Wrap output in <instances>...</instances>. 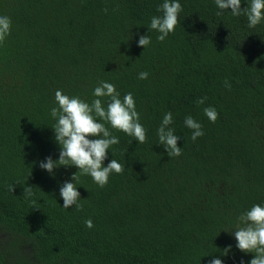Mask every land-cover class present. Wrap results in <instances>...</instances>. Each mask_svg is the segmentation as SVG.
Wrapping results in <instances>:
<instances>
[{"label":"trees","instance_id":"1","mask_svg":"<svg viewBox=\"0 0 264 264\" xmlns=\"http://www.w3.org/2000/svg\"><path fill=\"white\" fill-rule=\"evenodd\" d=\"M179 2V23L161 42L149 26L163 0H0L12 22L0 44V264H249L255 253L222 229L264 206V21L249 28L246 14L215 0ZM141 35L151 37L146 48ZM101 81L121 99L133 94L147 130L140 144L106 123L119 143L104 166L125 169L104 187L76 166H39L59 158L55 92L91 103ZM205 107L218 112L214 123ZM167 112L179 157L158 142ZM189 115L203 127L195 141ZM75 172L82 210L62 207L59 191ZM27 185L35 195L26 199Z\"/></svg>","mask_w":264,"mask_h":264},{"label":"clouds","instance_id":"2","mask_svg":"<svg viewBox=\"0 0 264 264\" xmlns=\"http://www.w3.org/2000/svg\"><path fill=\"white\" fill-rule=\"evenodd\" d=\"M215 3L220 10L230 8L233 16L246 14L249 28H255L264 21V0H251L250 5L243 8L241 0H215ZM157 11L162 12V15L153 16L149 28L157 31L159 33L157 39L163 42L169 33L175 31L182 5L179 0H163V3L157 6ZM220 14L221 12L217 13V15ZM11 24L10 17L0 16V44L10 35ZM150 43L149 35L139 37V46L146 48ZM148 76L149 73L146 71L138 74L139 79H147ZM225 86L231 87L227 81ZM93 96L97 98L88 103L79 96L63 94L62 90L55 92V101L58 106L51 108L50 115L56 120L52 128L55 140L60 145L59 158L54 160L48 156L40 161L39 166L51 174H54V170L60 166H76L81 174L90 175L98 186L104 187L113 172L121 174L125 169V165L115 159L104 166L109 149L112 145L119 143V138L111 134L106 123L116 130L133 136L140 144L147 142V130L140 123V115L136 110L132 93H127L121 99L114 84L101 81L100 85L95 87ZM103 97L108 98L107 107L101 99ZM205 99L206 97L199 98L196 103L203 104ZM203 111L211 122L214 123L218 119V112L214 107H205ZM172 123L173 115L167 112L157 129L158 142L165 147L169 157H179L182 155L181 147L178 145L180 136L175 134L174 128L170 127ZM184 124L192 130L193 141L204 135L202 124L191 115L185 117ZM77 172L72 174L71 181L63 182L59 191L63 198L62 207L69 208L74 205L78 210H82L83 205L78 203L81 196L77 190ZM14 186L10 185L9 190L13 192ZM23 192L26 199L35 195L31 185H27ZM31 204L33 208H38L35 207V200H31ZM85 224L88 228L94 227L91 219L86 220ZM222 230L234 234L237 241L236 247L240 251L255 253L249 264H264V206L253 205L250 210L236 218L233 228ZM230 250L231 245L222 250V255H227ZM208 264H224V262L219 258H213L208 261Z\"/></svg>","mask_w":264,"mask_h":264}]
</instances>
